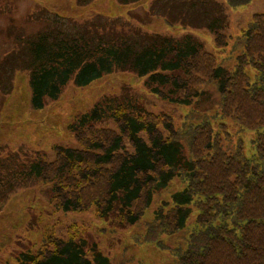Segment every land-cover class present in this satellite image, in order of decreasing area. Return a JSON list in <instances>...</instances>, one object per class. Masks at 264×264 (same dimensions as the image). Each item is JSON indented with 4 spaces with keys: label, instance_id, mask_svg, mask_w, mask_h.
I'll return each mask as SVG.
<instances>
[{
    "label": "trees",
    "instance_id": "obj_1",
    "mask_svg": "<svg viewBox=\"0 0 264 264\" xmlns=\"http://www.w3.org/2000/svg\"><path fill=\"white\" fill-rule=\"evenodd\" d=\"M249 2L227 0L230 7ZM45 13L55 28L22 46L34 109L57 100L71 82L84 87L114 72L145 77L152 95L174 105L198 104L210 92L215 101L204 111L191 109L177 127L169 114L147 111L131 89L119 90L72 120L77 148L55 146L53 160H32L17 180L49 185L57 211H93L120 229L137 225L155 196L177 181L182 188L158 204L142 242L169 251L175 264H264V14L252 18L230 49L236 55L220 65L190 34L146 33L116 20L69 33L64 24L71 20ZM208 25L217 46L227 47L220 22ZM246 67L255 70L254 80ZM222 118L256 132L251 158L225 124L213 126ZM85 232L73 225L64 238L48 234L39 249L19 253L14 262L112 264Z\"/></svg>",
    "mask_w": 264,
    "mask_h": 264
},
{
    "label": "rangeland",
    "instance_id": "obj_2",
    "mask_svg": "<svg viewBox=\"0 0 264 264\" xmlns=\"http://www.w3.org/2000/svg\"><path fill=\"white\" fill-rule=\"evenodd\" d=\"M45 11L70 18L72 22L65 20L64 24L69 33L88 25L99 27L98 23L104 26L125 21L146 33L174 37L190 34L223 65L226 57L236 55L230 49L252 18L264 14V0H251L237 7L228 6L227 0H143L128 5L121 4V0H0V183L1 190L7 193L0 202V264H15L19 253L36 251L48 234L64 238L73 225L85 228V239L95 243L112 264H175L169 251L142 242V236L158 204L169 201L171 194L182 188L179 182L155 196L137 225L120 229L108 220L96 218L93 211H57L49 203V185L17 179L32 160H53L55 146L77 148L69 125L104 96L129 88L147 111L169 114L179 127L191 109L204 111L212 107V93L209 100L198 104L194 99L190 105H174L152 95L145 88V77L114 72L84 87L71 82L57 100L48 102L43 109H34L26 70L28 57L22 46L33 34L55 28V20ZM215 19L220 22L218 30L227 38V47L215 42L208 25ZM245 72L251 81L255 79L252 67H246ZM218 123L225 124L235 139L242 140L244 156L251 158L256 132L241 129L230 118L215 119L213 126ZM195 215L193 209L187 226Z\"/></svg>",
    "mask_w": 264,
    "mask_h": 264
}]
</instances>
